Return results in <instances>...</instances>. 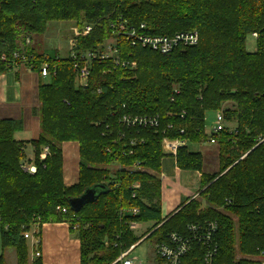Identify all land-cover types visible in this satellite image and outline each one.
<instances>
[{
    "label": "trees",
    "instance_id": "obj_1",
    "mask_svg": "<svg viewBox=\"0 0 264 264\" xmlns=\"http://www.w3.org/2000/svg\"><path fill=\"white\" fill-rule=\"evenodd\" d=\"M121 17L145 22L153 34L197 29L200 41L170 54L132 46L111 26ZM51 21L76 22L77 58L49 56L27 43ZM255 32L257 47L250 51L247 40ZM113 37L119 60H135L136 67L101 57ZM15 52L25 54L34 70L45 62L50 70V82L39 86L41 133L29 141L31 162L26 142L14 136L22 121L0 119V235L3 250H15L16 264H43L42 256L31 260L24 232L40 223L41 236L48 222L78 226L81 264H111L141 238L129 229L132 220L156 222L147 237L153 244L172 232L190 235V224L217 221L214 264H259L237 254L264 250V0H0V75L22 63ZM86 52L98 56L89 62L87 84L79 85L75 62ZM211 110L236 123L215 135L219 171L203 173L198 197L164 220L162 140L208 141ZM125 114L159 115V125L123 128ZM71 140L80 144V178L67 186L61 145ZM45 147L49 154L41 158ZM175 157L181 169L203 168L202 153L187 144ZM88 188L97 190L96 198L74 210L70 200ZM134 207L139 214H122ZM204 251L194 247L183 264H203ZM0 264H8L5 253Z\"/></svg>",
    "mask_w": 264,
    "mask_h": 264
},
{
    "label": "crops",
    "instance_id": "obj_2",
    "mask_svg": "<svg viewBox=\"0 0 264 264\" xmlns=\"http://www.w3.org/2000/svg\"><path fill=\"white\" fill-rule=\"evenodd\" d=\"M48 78L47 81V76H42L39 70H34L26 64H17L0 75V119L12 118L22 121V128L16 131L14 136L16 140L26 142V160L30 162L35 149L29 141L38 139L41 133L39 86L50 82V77ZM208 141L215 144L216 149L210 145L198 150L204 158V165L200 171L181 169L172 154L165 156L173 157V161L168 158L162 160L159 176L162 182L161 208L164 220L175 214L190 199L198 197L203 173L219 171L218 143ZM188 143L191 142L187 141L186 144ZM61 146L63 181L65 185L71 186L78 183L80 178V144L71 140L64 141ZM209 160L214 165L212 170L209 169ZM149 231L145 235H149ZM31 245L30 243L29 246ZM37 249L42 253L43 264H81V241L78 230L72 228L68 222L43 223L40 246ZM30 255L33 257L31 248ZM14 261L16 264L17 258Z\"/></svg>",
    "mask_w": 264,
    "mask_h": 264
},
{
    "label": "built area",
    "instance_id": "obj_3",
    "mask_svg": "<svg viewBox=\"0 0 264 264\" xmlns=\"http://www.w3.org/2000/svg\"><path fill=\"white\" fill-rule=\"evenodd\" d=\"M115 33L123 36L132 46H142L149 47L155 51L160 52L161 54H170L175 49L180 47H187L197 45L200 41V33L197 29H191L187 31H178L172 35L165 34H153L148 30V26L145 22L140 24H130L126 20H122V17L118 21H114L111 24ZM92 29L91 25L85 27V31L88 32ZM252 36L257 38L258 33H252ZM114 41L110 45L106 46L105 49L100 53L103 59L113 57L115 63H122L123 65H128L130 67H136L137 61H120L119 60V48L118 41L116 37L112 38ZM108 41V40H107ZM30 42V39H27V43ZM76 40L72 41V54L73 57L77 58V53L74 50ZM22 57V63L14 62V66L17 64H25V60H28V57L25 54H20L18 52L14 53L15 58ZM98 56L95 52H86L81 55L80 61L75 62V67L77 71V82L79 85H86L90 75V66L89 62L94 60ZM2 58L6 60L5 54L2 55ZM29 66V65H28ZM32 68V66H29ZM40 74L42 76L50 77L49 65L47 62L43 63L41 66ZM121 123L123 128L129 127H152L158 126L160 117L159 115H132L125 114L121 118ZM225 116L220 110L217 112L215 122L213 124L211 133L213 136L209 139L211 142H216L215 135L225 128ZM132 141L131 143H135ZM186 141L181 138H169L164 137L162 140V148L165 154L176 155L178 149L185 145ZM49 154V148L45 147L41 153V158H45ZM138 165V163L136 164ZM25 169L34 173L37 170V166L34 164H26ZM138 186V185H136ZM135 196V193H133ZM65 210V209H64ZM122 214L137 215L139 214V209L124 208ZM139 227V222L132 220L129 222V229L134 231ZM190 235H182L177 232H172L166 241L157 242L153 244L152 256L150 261H143L139 256L134 255L136 248L147 240L148 235L141 237L137 242L131 244L130 246L123 249L119 256L111 264H183L184 257L196 246H201L205 248L203 253V264H214L215 257L219 249L218 241V229L219 225L217 221H208L204 226L198 224H190L189 226ZM75 229L78 228L77 225L74 226ZM40 223L33 225L31 230L25 231L24 236L27 239H31V247L33 249V257L42 256V253L38 248L40 244ZM118 244H115V247ZM37 247V248H36ZM256 261L259 264H264V250H259V253L255 256Z\"/></svg>",
    "mask_w": 264,
    "mask_h": 264
},
{
    "label": "rangeland",
    "instance_id": "obj_4",
    "mask_svg": "<svg viewBox=\"0 0 264 264\" xmlns=\"http://www.w3.org/2000/svg\"><path fill=\"white\" fill-rule=\"evenodd\" d=\"M77 24L75 21H51L48 23L47 29L44 33L42 34H36L32 36V40L29 42L32 44L33 47H35L36 51L39 53H44L49 56H68L71 51H72V41L75 40L76 35H77ZM113 39L110 38L108 41H106V46L110 45L113 43ZM256 38L250 35L247 40V48L250 51H254L256 49ZM47 81L49 78L47 77ZM77 82V81H76ZM78 84V82H77ZM227 105H230V103H225L224 107H227ZM216 110H211L206 112V132L211 133L213 124L216 119L217 115ZM226 120V119H225ZM226 126L234 129L236 126L235 122L232 121H225ZM212 146L213 149H216V145L210 143L209 141L205 142H191L190 144L188 143L187 146L190 150L192 151H198L202 150L204 147L207 146ZM219 147V145H218ZM30 153V151H28ZM165 157V158H164ZM163 159H170L173 161V157L171 156H164ZM162 159V160H163ZM209 169L212 170L213 162L208 161ZM206 204V202H204ZM203 203V204H204ZM204 204V205H205ZM141 223L137 229L133 231V234L135 236L142 237L147 233L148 230H151L154 225L155 221H145V222H139ZM1 238V237H0ZM29 244L31 243V239H28ZM1 243V240H0ZM32 249V247H30ZM152 248H153V243L149 240H146L142 244H140L136 250L134 251V255L139 256L143 261H150V258L152 256ZM15 250L12 248L7 249L6 251L3 250L2 248V243L0 247V255L2 253H5L6 260L8 264H15L14 259L16 260L15 255ZM33 251V249H32ZM13 253V254H12ZM31 256V255H30ZM242 257H245L248 260L255 261V257L253 256H243L240 253L237 254V259H240ZM31 260L33 257H30Z\"/></svg>",
    "mask_w": 264,
    "mask_h": 264
},
{
    "label": "water",
    "instance_id": "obj_5",
    "mask_svg": "<svg viewBox=\"0 0 264 264\" xmlns=\"http://www.w3.org/2000/svg\"><path fill=\"white\" fill-rule=\"evenodd\" d=\"M97 196V190L95 188H88L84 193L70 200V205L74 210H79L86 202L94 200Z\"/></svg>",
    "mask_w": 264,
    "mask_h": 264
}]
</instances>
